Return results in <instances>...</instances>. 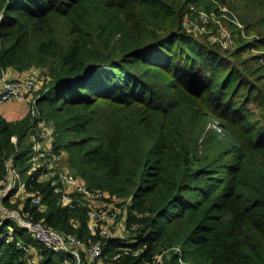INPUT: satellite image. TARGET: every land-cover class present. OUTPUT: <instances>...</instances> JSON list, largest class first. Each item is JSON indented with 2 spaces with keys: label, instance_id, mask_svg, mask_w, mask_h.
I'll list each match as a JSON object with an SVG mask.
<instances>
[{
  "label": "trees",
  "instance_id": "trees-1",
  "mask_svg": "<svg viewBox=\"0 0 264 264\" xmlns=\"http://www.w3.org/2000/svg\"><path fill=\"white\" fill-rule=\"evenodd\" d=\"M237 1L264 44V0ZM207 3L0 0V67L43 71L37 106L55 149L89 188L124 206L125 232L102 251L109 264H179L175 246L191 264H264V87L248 64L258 58L239 70L203 57L183 12ZM26 126L0 115V180L10 156L26 177ZM32 184L41 203L25 200L24 211L86 243L97 238L83 207H59L48 183ZM0 222V264L23 263L9 228L39 251L38 264H75Z\"/></svg>",
  "mask_w": 264,
  "mask_h": 264
},
{
  "label": "built area",
  "instance_id": "built-area-1",
  "mask_svg": "<svg viewBox=\"0 0 264 264\" xmlns=\"http://www.w3.org/2000/svg\"><path fill=\"white\" fill-rule=\"evenodd\" d=\"M45 76L35 69H30L22 77L5 78L4 69L0 67V106L9 101H20L28 107L25 139L28 146L26 159V177L22 178L13 164L12 156L2 160L4 176L0 180V220H11L45 249L66 255L75 264H81V252L86 264H109L104 260L102 251L105 242L122 235L124 229V206L115 208L114 201H107L105 191L91 189L85 181L71 170L65 154L54 146V127L47 122L39 111L37 99L40 96ZM11 143L17 147L16 135L11 136ZM46 182L56 195L55 204L59 207H71L74 203L83 207L87 215V228L97 238L87 243L72 233L60 232L43 222L36 220L33 214L23 210L25 200L31 205L40 206V192L33 188L34 182ZM20 199L21 202L18 206ZM1 223V222H0ZM6 242H14L24 253L22 264H38L41 259L39 251L29 244L14 239L12 228L8 229ZM178 253L179 264H191L184 261L178 246L171 247ZM126 252V249H123ZM167 252V250L165 251ZM137 254L138 250L131 251ZM161 254L157 256L160 262Z\"/></svg>",
  "mask_w": 264,
  "mask_h": 264
},
{
  "label": "rangeland",
  "instance_id": "rangeland-1",
  "mask_svg": "<svg viewBox=\"0 0 264 264\" xmlns=\"http://www.w3.org/2000/svg\"><path fill=\"white\" fill-rule=\"evenodd\" d=\"M208 1L207 6L189 4L184 8L183 28L185 33L203 47V57L208 58L213 64H218L220 59H224L228 62V67L235 65L240 70L243 68L239 65L241 60L256 56L257 62L253 60L248 62L252 68H255L251 77L254 78V76L259 75L256 80L264 87L262 85L264 83V44L257 32L245 26L243 14L239 10V1ZM240 42L248 47L238 48ZM237 50L239 51L236 52ZM213 58H215L214 61H212ZM32 69L37 70L43 76L41 69ZM253 109L258 113L255 107ZM24 142L27 146L26 139ZM17 200L18 203L15 206L21 202L20 199ZM114 206L122 209L119 203L115 202Z\"/></svg>",
  "mask_w": 264,
  "mask_h": 264
},
{
  "label": "crops",
  "instance_id": "crops-1",
  "mask_svg": "<svg viewBox=\"0 0 264 264\" xmlns=\"http://www.w3.org/2000/svg\"><path fill=\"white\" fill-rule=\"evenodd\" d=\"M27 71L28 70L17 72L12 68H7L4 69V76L5 78H18L24 76ZM27 110L28 107L26 103L20 101H9L0 106V115L9 122H17L27 119Z\"/></svg>",
  "mask_w": 264,
  "mask_h": 264
}]
</instances>
